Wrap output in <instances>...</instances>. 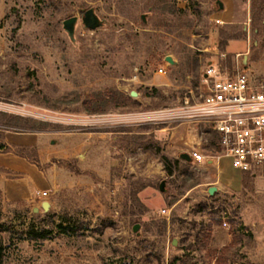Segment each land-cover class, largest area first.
I'll return each mask as SVG.
<instances>
[{"label":"rangeland","instance_id":"374dc122","mask_svg":"<svg viewBox=\"0 0 264 264\" xmlns=\"http://www.w3.org/2000/svg\"><path fill=\"white\" fill-rule=\"evenodd\" d=\"M216 1L0 0V111L13 130L42 128L41 152H19L38 162L49 202L33 212L0 198V264H264V173L210 195L196 184L211 172L162 131L206 59L264 75V0H232L229 24Z\"/></svg>","mask_w":264,"mask_h":264},{"label":"built area","instance_id":"2783aa9c","mask_svg":"<svg viewBox=\"0 0 264 264\" xmlns=\"http://www.w3.org/2000/svg\"><path fill=\"white\" fill-rule=\"evenodd\" d=\"M157 73L164 75L166 70L160 67ZM164 116L183 127L186 138L181 153H187L197 172L202 173L205 165L216 168L219 159L226 157L242 173H264V75L253 79L239 68L229 74L218 58H208L196 91L185 93L178 107ZM202 143H213L217 152L201 151ZM36 195L44 198L48 193ZM161 214L168 216L169 210L161 209Z\"/></svg>","mask_w":264,"mask_h":264},{"label":"crops","instance_id":"0c3cea01","mask_svg":"<svg viewBox=\"0 0 264 264\" xmlns=\"http://www.w3.org/2000/svg\"><path fill=\"white\" fill-rule=\"evenodd\" d=\"M223 5L219 9L218 15L225 23H231L233 20V1L221 0ZM241 40V38H231L230 42ZM244 40V39H242ZM245 42V41H244ZM229 44L226 46L228 51ZM246 47V46H245ZM243 50L233 52L236 55L244 53ZM229 52V51H228ZM244 55V54H243ZM246 57L243 56V62ZM169 127L162 128L167 134V142L173 144L179 155L184 147L186 135L182 126L174 127L169 130ZM41 133L36 131H16L0 128V198L1 202L5 203H22L29 206L31 210L39 206L43 200L36 193L48 192V183L39 167L36 160L29 159L26 155L19 152L22 148H37L40 153L42 147ZM213 142V137H211ZM199 149L205 153H216L217 147L213 143H202ZM208 173L202 178V181L196 186H205L208 189L210 186L216 188L237 187L241 184L243 173L234 168L230 160L226 157H221L216 168L210 165H205ZM231 172L228 176L226 173Z\"/></svg>","mask_w":264,"mask_h":264},{"label":"water","instance_id":"95a60500","mask_svg":"<svg viewBox=\"0 0 264 264\" xmlns=\"http://www.w3.org/2000/svg\"><path fill=\"white\" fill-rule=\"evenodd\" d=\"M218 8L222 9L223 5L222 3L218 0L216 1ZM78 18L76 16H72L69 17L67 19H65L62 22L63 25V29L67 32L68 36L70 37V39H73V33H74V28H75V24L77 22ZM81 21L83 23V25L86 28L89 29H94L96 27H98L101 24L100 19L98 18V16L95 14L94 10L92 8H89L87 10L84 11L83 16L81 18ZM165 61L170 63V64H174L175 62L173 61V59L170 56H165ZM131 96H136L137 93L135 91H131L130 93ZM179 158L184 160V161H189V156L187 155V153L182 152L179 154ZM160 189H162V183L160 184ZM217 190V188L215 186H210L207 189V192L212 195L215 191ZM40 207L42 208V210L46 211L49 208V202L48 201H42L40 204ZM33 212H37L38 208L35 207L33 210ZM133 231L137 230V225H134L132 228ZM173 244H175V241H172Z\"/></svg>","mask_w":264,"mask_h":264},{"label":"trees","instance_id":"16d2710c","mask_svg":"<svg viewBox=\"0 0 264 264\" xmlns=\"http://www.w3.org/2000/svg\"><path fill=\"white\" fill-rule=\"evenodd\" d=\"M8 118V115L4 112H1L0 111V128L1 129H10V130H13L11 129L10 127V124H9V121L7 120H10V119H7ZM14 119L15 121L16 120H24L20 117H11V120ZM42 128H37V130H30V131H41ZM174 162H177V160H175ZM167 172L168 174L170 175L171 174V169H167ZM1 258H2V249H1V246H0V263H1Z\"/></svg>","mask_w":264,"mask_h":264}]
</instances>
